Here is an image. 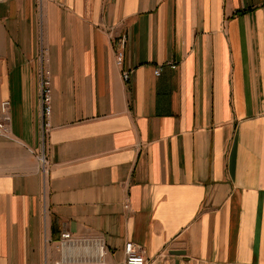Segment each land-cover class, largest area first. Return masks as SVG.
<instances>
[{
	"label": "crops",
	"instance_id": "0c3cea01",
	"mask_svg": "<svg viewBox=\"0 0 264 264\" xmlns=\"http://www.w3.org/2000/svg\"><path fill=\"white\" fill-rule=\"evenodd\" d=\"M6 98L0 264L54 260L64 230L110 264L127 241L147 264H264V0H0Z\"/></svg>",
	"mask_w": 264,
	"mask_h": 264
},
{
	"label": "built area",
	"instance_id": "2783aa9c",
	"mask_svg": "<svg viewBox=\"0 0 264 264\" xmlns=\"http://www.w3.org/2000/svg\"><path fill=\"white\" fill-rule=\"evenodd\" d=\"M43 0H39L42 4ZM115 49V61L122 65L125 55V47L128 41L126 33L120 34L112 39ZM171 67L176 64L170 63ZM155 74L161 72L160 66L155 69ZM124 80H129L130 71L122 72ZM40 100L43 109V130L48 131L51 124L52 114V76L51 71L44 66L40 70ZM10 100L2 99L0 102V136L9 138L10 128L8 113ZM41 170L47 172V159L44 154L39 157ZM126 206H128L126 204ZM125 264H147L141 247L134 241L125 244ZM58 256L54 260L47 259V264H109V249L106 239L100 234L76 235L69 230L60 233L57 244Z\"/></svg>",
	"mask_w": 264,
	"mask_h": 264
},
{
	"label": "rangeland",
	"instance_id": "374dc122",
	"mask_svg": "<svg viewBox=\"0 0 264 264\" xmlns=\"http://www.w3.org/2000/svg\"><path fill=\"white\" fill-rule=\"evenodd\" d=\"M9 122V121H8ZM9 128H10V136H9V138H11V137H13V135H12V131H11V127H10V123H9ZM2 137V136H1ZM97 234V233H96ZM89 235V234H88ZM108 261H109V257H108ZM48 262H47V260H46V262L44 263V264H47ZM109 264H110V261H109Z\"/></svg>",
	"mask_w": 264,
	"mask_h": 264
}]
</instances>
